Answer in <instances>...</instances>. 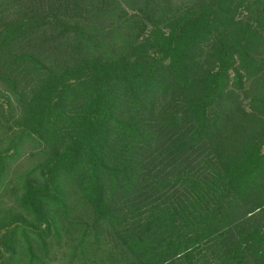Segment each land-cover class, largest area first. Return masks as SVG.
Segmentation results:
<instances>
[{"label": "trees", "instance_id": "1", "mask_svg": "<svg viewBox=\"0 0 264 264\" xmlns=\"http://www.w3.org/2000/svg\"><path fill=\"white\" fill-rule=\"evenodd\" d=\"M0 84V264H264V0H0Z\"/></svg>", "mask_w": 264, "mask_h": 264}, {"label": "rangeland", "instance_id": "2", "mask_svg": "<svg viewBox=\"0 0 264 264\" xmlns=\"http://www.w3.org/2000/svg\"><path fill=\"white\" fill-rule=\"evenodd\" d=\"M0 90L1 91L4 90V87L1 84H0ZM0 96H1V93H0ZM30 151H31V147L28 146L27 150L25 151L24 156L20 159L21 161H18L16 165L14 164V168H16L18 166V172L19 173L28 170L29 166H27V162H23L20 165H19V163L22 161H25L27 156L30 157ZM8 194L9 195H7L5 198L2 199V203L0 205V208H1L0 209V215L2 214V212H5V211L11 209L13 206H15V198L16 197L14 195V191L9 188ZM65 252H69V249H64L60 253L56 254L57 256H54L52 264H69L67 256L64 255Z\"/></svg>", "mask_w": 264, "mask_h": 264}]
</instances>
